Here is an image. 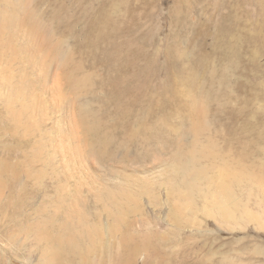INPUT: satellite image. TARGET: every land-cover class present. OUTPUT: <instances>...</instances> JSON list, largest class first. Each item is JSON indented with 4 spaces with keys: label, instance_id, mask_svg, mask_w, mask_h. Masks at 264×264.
Masks as SVG:
<instances>
[{
    "label": "rangeland",
    "instance_id": "obj_1",
    "mask_svg": "<svg viewBox=\"0 0 264 264\" xmlns=\"http://www.w3.org/2000/svg\"><path fill=\"white\" fill-rule=\"evenodd\" d=\"M28 2L47 40L0 35V264H264V0Z\"/></svg>",
    "mask_w": 264,
    "mask_h": 264
},
{
    "label": "bare ground",
    "instance_id": "obj_2",
    "mask_svg": "<svg viewBox=\"0 0 264 264\" xmlns=\"http://www.w3.org/2000/svg\"><path fill=\"white\" fill-rule=\"evenodd\" d=\"M11 3L13 5V7L11 9L9 8L7 10L0 11V35H2L5 32H8L13 27L25 26V28L27 30L26 32H27L28 36L31 39L46 41L47 40V36L45 34V31L41 28L39 21L34 17L33 11H32V9H31V7L29 5L28 0H11ZM49 47H50V50H52V52L55 55V57H57L60 60L61 63H66V61L68 60V54H66L57 44L53 43ZM86 79H88V78H86ZM71 81H72V83L74 85H77V83H79V81L77 79H74V78H72ZM194 110L196 112H198V113H201L203 111L202 102L195 100V102H194ZM85 121L87 123L86 118H85ZM191 125H192V129H193L192 131L194 133H196L200 129L202 124H201V121H197V122H195V123H193ZM88 127H90V126H88ZM209 149H210L209 147L203 146L199 150L202 153H209ZM205 155H207V154H205ZM193 158H195V157H193ZM193 158L192 157L190 158V160H189L190 164H187V163L184 162L185 163V165H184V163L183 164L180 163L181 164L180 168H182L184 170H190V172L193 171L195 173V171H197V170H196V168H194V165H192V162H194ZM196 165H197V163H196ZM177 166H175V167H177ZM227 171H229V170L225 169V168H222L221 171H220L219 176L217 177V180H218V183H217L218 193H217L216 198L214 199V203H216V205H217L216 208H218L220 210L221 214H223V215H230L232 210H233V208H234V200H233V198L231 199V197H232L231 186H230V183H229V181L227 179ZM199 173H201V172H199ZM187 174L189 175V173H187ZM188 175H186V176H188ZM231 176H233V175H231ZM57 251L59 252L60 249H58ZM58 252H55V254L53 253L54 256H50V258H51L50 262H53V264H59L58 261L55 262V260H59V258H60L59 256L56 255V254H58ZM56 256L59 257V258L57 259Z\"/></svg>",
    "mask_w": 264,
    "mask_h": 264
}]
</instances>
